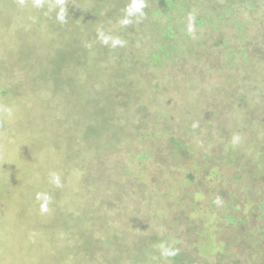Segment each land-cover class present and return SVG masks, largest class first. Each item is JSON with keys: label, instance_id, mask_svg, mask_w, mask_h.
Returning a JSON list of instances; mask_svg holds the SVG:
<instances>
[{"label": "rangeland", "instance_id": "1", "mask_svg": "<svg viewBox=\"0 0 264 264\" xmlns=\"http://www.w3.org/2000/svg\"><path fill=\"white\" fill-rule=\"evenodd\" d=\"M160 1L0 0V264H264V0Z\"/></svg>", "mask_w": 264, "mask_h": 264}, {"label": "trees", "instance_id": "2", "mask_svg": "<svg viewBox=\"0 0 264 264\" xmlns=\"http://www.w3.org/2000/svg\"><path fill=\"white\" fill-rule=\"evenodd\" d=\"M192 1H197V0H192ZM245 1H247V0H239V2L240 3H243V2H245ZM230 2H233L232 0H225L224 1V3L223 4H225L226 6H229L230 5ZM161 3H167L166 2V0H161L160 2H159V4H161ZM172 3V1L168 4V6L166 7V8H164V10L165 11H163L162 12V15H166L165 17V19H173V18H175V16H176V12H173V11H171V9H173L174 8V6L171 4ZM212 4H215L214 2H212L211 3V5ZM158 8H160L159 6H157ZM150 11H152V13H149ZM145 13H148V15H147V17L148 16H151L152 18H154L155 19V21L154 22H159V23H161L162 22V20H164V16H162L161 14H158L157 16H156V14H157V11H155L153 8H149V11H145ZM155 16H156V18H155ZM146 17V18H147ZM202 19H204V17L203 16H201V17H199V22L202 20ZM173 22V21H172ZM172 22H169L167 25H166V27L165 28H170L171 26H172ZM154 30V29H153ZM174 35V30H170L169 29V32H167V31H163V32H161V37H155L154 35H153V41H154V44H157V45H159V44H161V43H163L162 44V47H164V46H167V47H165L164 48V50L162 51V53L164 52V51H168L169 50V47H168V43L165 41V39L166 38H170V37H172ZM163 38V39H162ZM157 52H158V50H156V51H154L153 53H152V55H151V57H153V58H157ZM177 256H179V254H176Z\"/></svg>", "mask_w": 264, "mask_h": 264}, {"label": "clouds", "instance_id": "3", "mask_svg": "<svg viewBox=\"0 0 264 264\" xmlns=\"http://www.w3.org/2000/svg\"><path fill=\"white\" fill-rule=\"evenodd\" d=\"M143 7H144L143 0H133L131 8L129 9V15H131L133 12L140 13L142 15L143 13L141 10ZM124 23H128V21H124Z\"/></svg>", "mask_w": 264, "mask_h": 264}]
</instances>
